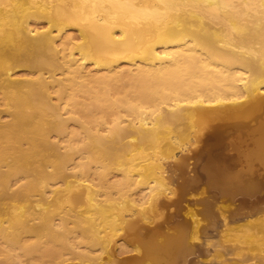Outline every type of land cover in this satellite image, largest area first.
I'll return each mask as SVG.
<instances>
[{
    "label": "bare ground",
    "instance_id": "obj_1",
    "mask_svg": "<svg viewBox=\"0 0 264 264\" xmlns=\"http://www.w3.org/2000/svg\"><path fill=\"white\" fill-rule=\"evenodd\" d=\"M87 103L91 111L109 109L87 122L75 109ZM262 112L264 0H0V235L6 238L0 250L11 258L6 247L24 245L30 233L36 238L26 248L45 249L55 264L67 263L64 250L77 264H122L116 247L127 234L121 232L133 227L129 212L146 222L166 197L179 195L178 185L188 187L189 180L174 176L191 166L178 154L196 156L193 148L204 146L215 125ZM71 121L81 130L70 131ZM260 122L246 133L257 144L253 158L264 166ZM243 135L228 138V152ZM258 170L235 182L239 204L221 202L214 211L203 202L210 218L204 233L218 220L221 231L239 223L245 246L236 237L229 246L209 237L202 243L196 215L194 241L181 235L171 246L182 264H203L195 258L202 252L211 259V245L220 246L221 264H264V172ZM113 171L121 178L108 182ZM209 183L216 188L218 180ZM235 215L239 220L230 222Z\"/></svg>",
    "mask_w": 264,
    "mask_h": 264
},
{
    "label": "rangeland",
    "instance_id": "obj_2",
    "mask_svg": "<svg viewBox=\"0 0 264 264\" xmlns=\"http://www.w3.org/2000/svg\"><path fill=\"white\" fill-rule=\"evenodd\" d=\"M16 69L18 70L17 72H19V73L27 70V69L22 68V67H17ZM115 96L116 95H113L114 98H115ZM81 98H83L82 95H81L80 99ZM88 98L89 99H87V100H89V101H87V100L86 101L90 103L91 97H88ZM105 107L107 108V110L109 109V107L107 105H105L103 109H97L96 107H94V109H92V111H91V109H88V108H93V107L89 106V104L87 103L85 105H82V107H80V106L76 107L75 109L79 108L80 110L77 109L78 115H76V114L75 115L76 116L81 115L80 116L81 119H83L87 122L88 121H90V122L98 121L99 117H101L99 120L102 119L104 109H106ZM81 110H83V111H81ZM85 110H87L88 112H86ZM97 110H98V112H96ZM84 112H86L87 115H90V116H88V118L82 117V115L86 116V115H84ZM91 113H93V114H91ZM262 113H264V112H262ZM96 114H98L100 116L97 118L96 116H98V115H96ZM93 116H95V118ZM262 116L264 118V114H262ZM263 118L260 119V121L264 122ZM94 119H96V120H94ZM78 124L79 123H73V121H71V123H70L71 127H69V130L71 131L75 127L80 129V124L79 125ZM253 125H254L253 129L259 127L255 121L253 122ZM79 129H76V130H79ZM254 136H256V138H259V136H260L259 130L254 133ZM54 137L58 138V137H56V134H54ZM241 141L242 142H238L237 145L235 146V149L233 151H231V153H236V155H237V158H236L237 167L234 169L224 168L225 167V166H223L224 164L223 163L221 164L219 161L216 162L217 160L213 157V155H211V153H208V155L205 159H201L200 157L198 158V151H200L199 149H202L203 147H200L199 149L193 148V152H195L194 154H196V156L193 155V153H191V152H184V153L180 152L178 155L180 156L182 154H185L187 156V158H189L188 162L191 164V166L189 168V173H182V170H176L174 176L176 175L175 178L177 180L179 179L178 182H180V183L184 182L186 179L189 180L188 187H186L185 183H183L184 185L183 184L178 185L177 191L179 190V195H177L176 197H173L172 199H169L168 197H166V198L164 197L167 200V202H170L171 204L170 203L167 204V202H166L164 205L159 207V209L158 208L154 209V212L153 211L150 212V215L152 217L149 216L148 218H146V222L144 220L145 217L142 218L143 215H141L140 213H137L136 210H132L129 212V214H130L129 220L131 221V226H133L134 228L129 227V228H127L121 232V235H125L126 231H127V234L125 235V239H120L121 241L123 240L122 242L119 240V245L121 248L118 247L119 245L116 247L117 250L120 249V250H118L119 252H117V253L119 254L118 257H119L120 261H122V262L119 261V263L126 264L128 262L129 264H131V263L132 264H182L183 262L181 260V256L179 254L178 248L177 247L173 248L175 246V244L173 245V243H176L175 242V241H177L176 238L180 239L181 235L182 236L186 235L185 236L186 238H188L192 242L194 241L193 240V233L191 234V231H192L191 225H193V222H192V221H194L193 217H197V216H199L197 218H202L201 220L198 219L199 220V226H201L198 228V232H202V234L199 233V235L201 237L203 236L202 237L203 238L202 243H205L203 241H205L206 238L209 237L214 242L213 243L209 239L211 241V243H213V244H218V242H221L223 245L229 246V245L233 244V241H235V237H236V241H238L241 246H245V244L243 242L244 239L242 237V230H241L242 226L241 225L239 226L238 225L239 223H237L235 225H230L228 228L221 231V225H222L221 223L222 222H221V220H218L217 223L215 224V226L210 227L208 229V232L204 233V230H203L204 226L205 227L208 226V221H210V218L209 217H208L209 219L207 218L206 211H204L205 205H203V204H205V203H203V202L206 199L210 201V203H211L210 206L214 205V207H212L211 209L216 211V209H217L216 207L219 206V205L217 206L216 204H219V203L222 204L221 202H224L223 204H225V202L227 204L230 202L233 203V192L232 191L234 190V187L237 186V184L235 182H238V179L240 178V176L244 177L245 173H253V172L255 173V171L252 172V169H255V170L260 169V171L258 170L257 173L262 172V170L264 172L263 163H261L259 160L255 159V158H253V152L257 149L256 142L253 141L252 139L247 138V133L243 135ZM188 145H190V143H188ZM226 153L229 154L230 152L226 151ZM79 157L80 156L78 154H76L75 159L78 160ZM204 160H206V161H204ZM207 160H208V162H207ZM209 161H211V162H209ZM213 162H214V164H213ZM204 164H206V167ZM211 164L215 165L218 169L215 168V166H213V165H212L213 168H212V166L207 167V165H211ZM203 166L205 168H203ZM222 166H223V168H222ZM208 168H212V171H211V169H208ZM192 169H194V170H192ZM206 170H208V171H206ZM227 171H230L231 173H229ZM112 173H110L111 175H109L110 177H108V182H110L109 180H111V182H112V180L116 181L119 178H121L120 177L121 174L118 171H113ZM234 173H235V175H234ZM183 174H185L186 178L183 177L184 176ZM187 174H189L190 176H194L195 179H193L194 181L192 180V183H191L190 177L186 176ZM203 175L206 177V180H203ZM118 176H119V178H118ZM180 176H182V177H180ZM235 176H237V178ZM210 178H212L213 180H216V179L218 180V184L215 186L216 188H212L210 186V183H209ZM23 181L24 180L18 181L17 183L14 184L13 187H17ZM179 186L183 187V192L185 191L184 194H187V195H183V193L181 191L182 187L180 189ZM184 186L186 187V189ZM202 186L205 187V189H202ZM187 188L189 191L187 190ZM208 188L209 189H217V190L221 189L222 194L220 193L221 194L220 196H215L214 193H211V190H209ZM201 189L203 191H201ZM186 190H187V192H186ZM188 192H189V194H188ZM198 192L201 194L198 195ZM202 192H204V193H202ZM194 193H195V195H194ZM228 193H229V195H228ZM208 194H211V195L209 196ZM196 195L198 197H195ZM227 195H228V197H226ZM182 196H183V198H182ZM206 196H208V197H206ZM224 196H225V198H224ZM203 197L205 199H203ZM214 197H215V199H217L216 200L217 203L212 204V202H215ZM195 198L196 199L201 198V199H198V202H197V200ZM174 199L175 200L179 199L180 201L177 200L179 202H177V201L176 202L180 203V204L178 205L176 202L173 204L174 201L172 202V200H174ZM231 199H232V201H231ZM199 200H203V201L201 202ZM200 207H202V210ZM230 209L232 210V207ZM230 209L228 208L227 211L230 212ZM212 210H210V211H212ZM135 213L138 216H136ZM161 213L163 214V216ZM165 214H167V215H165ZM228 214H230V213H228ZM169 215H170V217H169ZM151 218H152V221H151ZM229 219H230V222L234 223L235 222L234 220L238 219V215L236 216V218L234 216L233 217L229 216ZM198 220L196 219V221H198ZM187 221L190 222L189 225L187 224L188 223ZM133 222H134V224H133ZM233 227H236V229L237 228L239 229V230L238 229L236 230V233L238 234V236H235V234H233L234 233L232 230ZM148 228H149V230H148ZM186 228H189L188 229L189 231H187ZM183 229H184V231H183ZM176 232H178V234ZM207 234H209V235H207ZM75 235L76 234H74V236ZM34 236L30 235V233L29 234L25 233L23 235V238H22L23 243L26 242L24 245L22 243L21 244L16 243V244L9 245V247H6L7 249L9 248V250L12 248L11 249L12 251L10 250L11 251L10 253H13L12 256L14 258L12 256H11V258L5 257L6 255L3 254V252L0 250V264H55L57 261V258H54L51 255L46 254L45 249L44 250L43 249H38V250L33 249V252H32L31 251L32 249L29 250V248H26L28 244L30 245V243L35 241V240H33L36 238ZM74 236H72L73 237L72 242H75L76 244H78L79 238L77 236H75V237ZM1 237L2 236L0 235V240H3V241H0V246L1 247L4 246L3 248H5L6 243H4V242H6V240H5L6 238L4 239ZM24 237L26 238V240ZM173 237H174V239H173ZM27 239L29 240V243L27 242L28 241ZM215 240H216V242H215ZM1 242L4 245H2ZM167 242H169V243H167ZM157 243H158V245H156ZM154 244H155V246H154ZM169 244H171V245H169ZM20 245H22V246H20ZM121 245H123V246H121ZM171 246H173V247H171ZM153 247H155V248H153ZM156 247H158V249ZM219 247L220 246H218V249H219ZM212 248H213L214 253H215V255L213 254L214 256L212 255L213 259L212 258L206 259L207 256L203 257L204 259H202V260L203 261L205 260V262H202L203 264H221L218 262L217 257L219 255L216 252L217 248L214 247L213 245H211L210 249L212 250ZM154 249H157V250L161 249V250L160 251H157V250L154 251ZM7 258L9 260H7ZM60 258L66 259L67 263L73 262L74 264H77L76 260L71 261L72 255H71V253H69L66 250H64V252L61 253ZM199 258H201V257H199ZM12 259L14 262H12ZM216 259H217V261H216ZM123 261H124V263H123Z\"/></svg>",
    "mask_w": 264,
    "mask_h": 264
},
{
    "label": "water",
    "instance_id": "obj_3",
    "mask_svg": "<svg viewBox=\"0 0 264 264\" xmlns=\"http://www.w3.org/2000/svg\"><path fill=\"white\" fill-rule=\"evenodd\" d=\"M262 113L258 114L256 119H249L247 122H242L238 124V121H232L228 123H218L214 126V129L211 130L205 139V144L203 148L198 153V158L205 159L208 155V153H211L213 157L223 163L225 166L224 168L227 169H234L237 167L236 164V153H226L230 149V146L227 142L228 138L236 133L237 131H242L243 134H246L247 130H251L254 128L253 122L255 121L258 126H261L262 123H260V119H262ZM251 125V126H250ZM231 129V130H230ZM230 130V131H229ZM223 168V167H222ZM194 176H190V180L192 181ZM203 180H206V177L203 175ZM212 193H214L215 196L220 195V191L217 189H212ZM242 198L234 199L233 197V203L236 202L239 204L242 202ZM207 256V253L205 252L200 253L195 258L199 257H205Z\"/></svg>",
    "mask_w": 264,
    "mask_h": 264
}]
</instances>
